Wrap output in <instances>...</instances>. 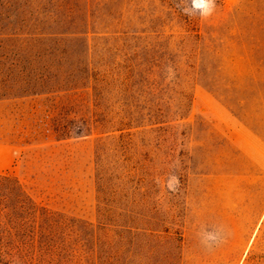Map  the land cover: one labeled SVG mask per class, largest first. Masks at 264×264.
Listing matches in <instances>:
<instances>
[{
	"label": "rangeland",
	"instance_id": "374dc122",
	"mask_svg": "<svg viewBox=\"0 0 264 264\" xmlns=\"http://www.w3.org/2000/svg\"><path fill=\"white\" fill-rule=\"evenodd\" d=\"M177 3L0 0V172L90 226L32 264H264V0Z\"/></svg>",
	"mask_w": 264,
	"mask_h": 264
},
{
	"label": "trees",
	"instance_id": "16d2710c",
	"mask_svg": "<svg viewBox=\"0 0 264 264\" xmlns=\"http://www.w3.org/2000/svg\"><path fill=\"white\" fill-rule=\"evenodd\" d=\"M85 225L37 204L16 176L0 172V264H32L35 258L55 256L72 233L90 229Z\"/></svg>",
	"mask_w": 264,
	"mask_h": 264
},
{
	"label": "clouds",
	"instance_id": "9594fccd",
	"mask_svg": "<svg viewBox=\"0 0 264 264\" xmlns=\"http://www.w3.org/2000/svg\"><path fill=\"white\" fill-rule=\"evenodd\" d=\"M176 6L180 8L184 15L199 16L202 19L211 17L217 8L216 0H178ZM174 179H176V184L178 185V178ZM199 235L201 243L204 244L216 239V233L209 232L206 228H202Z\"/></svg>",
	"mask_w": 264,
	"mask_h": 264
},
{
	"label": "crops",
	"instance_id": "0c3cea01",
	"mask_svg": "<svg viewBox=\"0 0 264 264\" xmlns=\"http://www.w3.org/2000/svg\"><path fill=\"white\" fill-rule=\"evenodd\" d=\"M4 166H5V165H4ZM4 166H3V167H4ZM3 167H2V168H3Z\"/></svg>",
	"mask_w": 264,
	"mask_h": 264
}]
</instances>
